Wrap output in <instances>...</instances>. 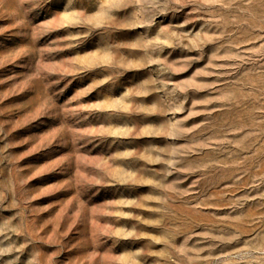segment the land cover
I'll list each match as a JSON object with an SVG mask.
<instances>
[{
  "label": "rangeland",
  "instance_id": "obj_1",
  "mask_svg": "<svg viewBox=\"0 0 264 264\" xmlns=\"http://www.w3.org/2000/svg\"><path fill=\"white\" fill-rule=\"evenodd\" d=\"M0 264H264V0H0Z\"/></svg>",
  "mask_w": 264,
  "mask_h": 264
}]
</instances>
